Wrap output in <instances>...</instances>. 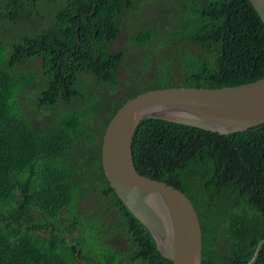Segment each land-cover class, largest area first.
Instances as JSON below:
<instances>
[{
  "label": "trees",
  "instance_id": "trees-1",
  "mask_svg": "<svg viewBox=\"0 0 264 264\" xmlns=\"http://www.w3.org/2000/svg\"><path fill=\"white\" fill-rule=\"evenodd\" d=\"M143 1L0 0V32L14 40L10 52L0 36V264H122L109 246H97L98 236L73 238L82 230L76 203L92 193L100 199L92 220L101 214L118 230L108 228L102 240L117 233L129 241L124 262L173 264L105 175L106 127L142 93L263 79L264 23L249 0H175L174 20L142 25L133 17ZM166 20L173 25L162 35ZM159 43L166 51L151 53ZM22 57L44 59L46 81L13 71ZM74 100L54 125L28 115L33 104L39 112ZM132 154L140 175L194 206L202 264L252 261L264 241V125L222 137L144 119ZM255 264H264V244Z\"/></svg>",
  "mask_w": 264,
  "mask_h": 264
},
{
  "label": "water",
  "instance_id": "water-1",
  "mask_svg": "<svg viewBox=\"0 0 264 264\" xmlns=\"http://www.w3.org/2000/svg\"><path fill=\"white\" fill-rule=\"evenodd\" d=\"M252 2L264 23V0ZM159 120L219 136L264 125V78L220 89L176 87L127 100L108 122L101 147L105 175L127 210L150 231L162 258L202 264V230L194 206L177 189L138 173L132 141L142 120ZM248 264H255L260 252Z\"/></svg>",
  "mask_w": 264,
  "mask_h": 264
},
{
  "label": "rangeland",
  "instance_id": "rangeland-1",
  "mask_svg": "<svg viewBox=\"0 0 264 264\" xmlns=\"http://www.w3.org/2000/svg\"><path fill=\"white\" fill-rule=\"evenodd\" d=\"M143 4L145 5L140 6L138 8V13H135L133 17V20L137 19L138 24L143 25V23L146 22L147 24L148 22L149 25H153L157 23L160 18H165L166 15H169L168 17L170 18L168 19L171 21L174 20L175 17L174 16L171 17L170 15H177L178 13L177 12L178 7L176 6L177 4L175 0H155L154 5L149 0H144ZM145 16H148V18L146 19ZM172 25L173 23L169 24L168 20L163 21L162 35L165 34V30H168L169 27H171ZM165 38H167V35H165ZM117 49H123V45L119 44L117 46ZM149 51H151V53H163L166 51V47L165 45H163L162 47L161 43H159L156 46L150 48ZM26 70L30 73H41V63L35 62L29 64ZM99 206H100V199L94 193L88 195L87 197L76 203V213H77V217H79V220L81 222L82 230L80 232H75L74 238L83 239L87 234L86 237H88L89 240H93L94 239L93 236H98L97 238H95V240L96 239L100 240L98 242L95 241L98 247H101V245L109 246L115 253H117L120 256V262H122V264H130V262L129 263L124 262V259L127 258L125 252H127L128 250L127 248L129 245V241L125 238V236L123 237L116 233L114 235L108 236L105 240H102L103 238H105L104 234L108 228L113 227L114 229L113 231L116 232H118V230L116 229V221L109 220L101 214H99L94 221L92 220V214L99 210ZM89 215H90V219L88 221L87 216ZM59 224L61 226L70 225V223L64 221L63 218L59 219Z\"/></svg>",
  "mask_w": 264,
  "mask_h": 264
},
{
  "label": "clouds",
  "instance_id": "clouds-1",
  "mask_svg": "<svg viewBox=\"0 0 264 264\" xmlns=\"http://www.w3.org/2000/svg\"><path fill=\"white\" fill-rule=\"evenodd\" d=\"M96 7H94L95 9ZM97 13V11H95ZM142 28V26H140ZM0 36H2V39L4 40V42L6 43L7 47L9 48L10 52H11V48H12V44L14 42V40L11 38L10 35H8V33L6 31L1 30L0 32ZM41 56H43V54H40ZM22 63L21 64H17L15 65L12 70L15 72H21V73H25L27 74L29 77L31 78H35L36 82L40 79H44L46 81V76L48 74V67H46L45 65V60L40 58V59H28V57H22L19 59ZM35 62H40L41 63V73H30L26 70L27 66L29 64L35 63ZM52 71V69H51ZM58 73V72H57ZM52 75L54 77L53 80V84H55L56 79H55V73L52 72ZM45 76V77H44ZM84 76L81 77V80L83 81ZM65 79H62V81H64ZM71 88H73V86H71ZM79 100H74L71 105L67 106V104H60L55 108H51V109H46L43 105L42 108L39 109V112L36 111L34 104L30 106L31 110H29L28 115L30 116V118H32L33 120H37V121H42L45 122V124L49 125V124H55L57 116L69 109L70 107H73L76 102ZM114 115V114H113ZM87 197V196H86ZM50 232V231H49ZM43 233V232H41ZM75 234V233H74ZM74 234H73V238H74ZM61 238L65 239L69 244H71V238L69 236H65V235H61Z\"/></svg>",
  "mask_w": 264,
  "mask_h": 264
}]
</instances>
